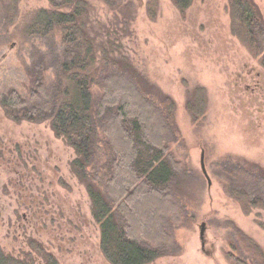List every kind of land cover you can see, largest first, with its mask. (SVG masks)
Wrapping results in <instances>:
<instances>
[{"label":"rangeland","instance_id":"374dc122","mask_svg":"<svg viewBox=\"0 0 264 264\" xmlns=\"http://www.w3.org/2000/svg\"><path fill=\"white\" fill-rule=\"evenodd\" d=\"M88 1V31L97 43L126 57L145 88L175 102L177 137L168 143L177 168L169 188L171 241L168 253L149 264H235L253 256L246 237L264 252V209L246 211L230 192L248 179L244 166L264 173V67L231 33L229 0H194L184 15L173 0ZM255 1L264 16V0ZM7 4L0 0V100L10 88L27 94L25 64L33 46L45 50L48 43L24 31L39 10L51 8L49 0H20L11 20ZM198 86L208 103L194 121L187 102ZM75 158L49 121L15 122L0 104L4 251L18 256L39 244L64 264H110L86 183L71 168Z\"/></svg>","mask_w":264,"mask_h":264},{"label":"trees","instance_id":"16d2710c","mask_svg":"<svg viewBox=\"0 0 264 264\" xmlns=\"http://www.w3.org/2000/svg\"><path fill=\"white\" fill-rule=\"evenodd\" d=\"M19 1L8 0L11 20ZM49 1L51 8L39 10L24 31L48 43L45 50L33 46L31 63L25 64L28 92L10 88L0 104L15 122L49 121L55 135L74 148L71 168L86 183L100 248L110 264H149L168 253L171 241L169 188L177 168L168 143L177 137L175 102L145 88L126 57L97 43L88 31V0ZM173 1L184 15L194 0ZM229 12L231 33L264 67L259 5L229 0ZM207 103L205 88L196 87L187 102L194 121L206 114ZM243 169L248 179L232 185L231 194L246 211L264 209V173ZM242 239L253 256L236 258L235 264H264L263 250ZM31 249L15 256L0 246V264H64L42 245Z\"/></svg>","mask_w":264,"mask_h":264},{"label":"water","instance_id":"95a60500","mask_svg":"<svg viewBox=\"0 0 264 264\" xmlns=\"http://www.w3.org/2000/svg\"><path fill=\"white\" fill-rule=\"evenodd\" d=\"M204 152L202 153V169H203V172L204 174L206 175V177L209 179V174L207 172V169H206V166H205V161H204ZM205 230H206V223H203L202 224V227H201V238L204 239V236H205Z\"/></svg>","mask_w":264,"mask_h":264}]
</instances>
